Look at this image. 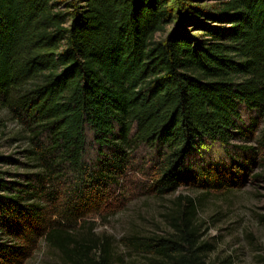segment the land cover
<instances>
[{"label": "trees", "instance_id": "trees-1", "mask_svg": "<svg viewBox=\"0 0 264 264\" xmlns=\"http://www.w3.org/2000/svg\"><path fill=\"white\" fill-rule=\"evenodd\" d=\"M2 109L26 142L21 160L0 154V264L42 243L65 264L121 259L92 219L131 170L157 197L202 191L128 243L160 264H218L199 202L242 174L207 149L264 116V0H0Z\"/></svg>", "mask_w": 264, "mask_h": 264}, {"label": "rangeland", "instance_id": "rangeland-1", "mask_svg": "<svg viewBox=\"0 0 264 264\" xmlns=\"http://www.w3.org/2000/svg\"><path fill=\"white\" fill-rule=\"evenodd\" d=\"M249 129L246 135H231L225 147L210 143L207 149L210 160L218 159L242 174L230 190L210 192L199 202L197 218L202 224L203 238L213 246L206 258L218 264H264V116ZM24 134L20 122L7 110H0V154L21 160L19 150L25 146ZM243 146L252 149L244 150ZM141 155L144 156V151ZM237 163L246 164L247 169L241 170ZM149 179L147 174L137 170L128 172L124 189L120 191L122 197L115 194L111 205L115 209L110 216L92 219L94 231L107 236L114 252L122 257H115L111 264H160L152 256V261L149 260L150 255L129 244L128 236L162 234L168 225L164 216L174 197L179 193L200 197L202 191L182 186L176 192L157 197L147 192ZM25 264L65 263L60 254L42 243Z\"/></svg>", "mask_w": 264, "mask_h": 264}]
</instances>
